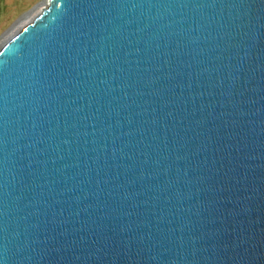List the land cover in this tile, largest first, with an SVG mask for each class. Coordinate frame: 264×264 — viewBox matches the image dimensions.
I'll list each match as a JSON object with an SVG mask.
<instances>
[{
	"label": "water",
	"instance_id": "1",
	"mask_svg": "<svg viewBox=\"0 0 264 264\" xmlns=\"http://www.w3.org/2000/svg\"><path fill=\"white\" fill-rule=\"evenodd\" d=\"M0 264H264V0H44L0 45Z\"/></svg>",
	"mask_w": 264,
	"mask_h": 264
},
{
	"label": "rangeland",
	"instance_id": "2",
	"mask_svg": "<svg viewBox=\"0 0 264 264\" xmlns=\"http://www.w3.org/2000/svg\"><path fill=\"white\" fill-rule=\"evenodd\" d=\"M44 0H0V45L44 6Z\"/></svg>",
	"mask_w": 264,
	"mask_h": 264
},
{
	"label": "bare ground",
	"instance_id": "3",
	"mask_svg": "<svg viewBox=\"0 0 264 264\" xmlns=\"http://www.w3.org/2000/svg\"><path fill=\"white\" fill-rule=\"evenodd\" d=\"M42 6H44V2L42 3ZM21 26H22V25H21ZM19 28H20V27H19ZM17 30H18V29H17ZM17 30H16V31H17ZM8 38H9V37H8ZM5 40H6V39H5ZM1 44H2V43H1Z\"/></svg>",
	"mask_w": 264,
	"mask_h": 264
}]
</instances>
